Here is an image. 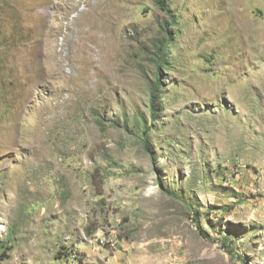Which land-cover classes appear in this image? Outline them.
<instances>
[{"label": "rangeland", "instance_id": "374dc122", "mask_svg": "<svg viewBox=\"0 0 264 264\" xmlns=\"http://www.w3.org/2000/svg\"><path fill=\"white\" fill-rule=\"evenodd\" d=\"M259 260L264 0H0V264Z\"/></svg>", "mask_w": 264, "mask_h": 264}, {"label": "trees", "instance_id": "16d2710c", "mask_svg": "<svg viewBox=\"0 0 264 264\" xmlns=\"http://www.w3.org/2000/svg\"><path fill=\"white\" fill-rule=\"evenodd\" d=\"M155 2H156V4L161 8V9H163V10H166V8H167V6H168V0H155ZM162 28H163V30H165L166 29V26H162ZM169 40H170V38L169 37H166L165 36V39L164 40H159V41H157L156 42V48H157V50H158V54H159V57H160V62H164V60H165V58H166V53H165V51H166V49L169 47ZM160 63L158 62V65H159ZM155 88H153V91L154 90H156V87H159V78L157 77V81L155 82V86H154ZM154 106V105H153ZM152 106V107H153ZM153 111L155 110V108L153 107V108H151ZM152 114L154 115V112H152ZM207 213H209V212H207ZM194 220H196L197 221V218L195 217L194 218ZM200 229V228H199ZM200 232H201V234L203 235V236H205V237H207V235L206 234H204V232H203V230L201 229L200 230ZM223 247H226V246H228V243L225 241V240H223Z\"/></svg>", "mask_w": 264, "mask_h": 264}, {"label": "bare ground", "instance_id": "6f19581e", "mask_svg": "<svg viewBox=\"0 0 264 264\" xmlns=\"http://www.w3.org/2000/svg\"><path fill=\"white\" fill-rule=\"evenodd\" d=\"M255 264H264V260H259Z\"/></svg>", "mask_w": 264, "mask_h": 264}]
</instances>
